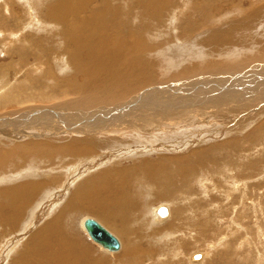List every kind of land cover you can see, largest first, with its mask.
<instances>
[{
	"label": "rangeland",
	"instance_id": "1",
	"mask_svg": "<svg viewBox=\"0 0 264 264\" xmlns=\"http://www.w3.org/2000/svg\"><path fill=\"white\" fill-rule=\"evenodd\" d=\"M60 1L19 0L17 4L14 2L7 6L13 1L0 0V29L3 27L6 33L13 30L20 34L13 42V38L5 36L3 40L0 36V131L6 127L14 133L7 138L0 137V148L4 147V154L9 160L5 161V167L0 168V201L4 200V190L10 188L29 185V189H39L36 196L22 198L28 203L21 222L18 220L15 226L14 223L8 226L0 222V264H20L23 246L27 242L35 245L41 241L40 237L33 238L35 233L52 222H56V233L64 240L57 229L54 206L62 205L68 198L61 208L69 212L60 221V230H65V239L75 246L73 253L79 255L81 250L99 264H264V95L259 96L261 102H256L253 107L233 118L229 116L232 106L227 105L223 108L225 114H220L217 122L207 126V130L197 126L201 123L199 115L187 114L184 117V113L191 111L190 107L196 103L189 102L186 106L179 103L181 109L177 113L183 116H175L178 122L172 123L173 127L172 124L165 127L153 124L154 131H161L159 134L138 135L124 127L96 134L100 156L87 155L82 164L74 167L70 164L69 154L64 150L54 151V147H64L72 141V133L68 131L71 127H65L64 121L69 118L67 121L70 125L86 126L89 122L79 117L88 114L97 120L102 115L105 120L111 111L115 112L136 96L93 108V104H81V98L79 100L67 90V83L70 85L78 81L81 84L87 80L85 73L79 70V65L86 64L99 78L103 77L105 70L103 66H95L94 59L87 52L78 53L82 61L78 54L75 55L76 58L69 62L73 70H65L64 67L69 65L63 64L62 58L73 55L68 54L65 48L71 47V40L76 33L68 27L56 29L49 24V29L39 31L36 26L29 25L43 22L42 13H47L49 7L57 8ZM87 1L89 9L95 8L101 18L97 24L96 38L91 41V45L101 49L100 57L107 58L106 43L118 38L128 50L139 47L142 62L151 66L148 73H151L154 83L144 86L140 93L148 94L154 88L157 91L165 87L170 90L177 83L190 81L198 83L194 92L200 94L204 88L208 91V79L213 77L217 93L226 94L229 89L225 88L239 85L238 82L232 83L231 78L236 81L241 73L246 74L257 67H260L257 71L264 72V53L254 58L245 57L252 56L260 48L252 43L253 40L264 37V0H166L170 9L157 20L159 13L156 11L160 7L156 0ZM6 8L10 10L9 14ZM227 31H230V35L225 34ZM211 43L212 46L208 47ZM205 47L209 52L203 55ZM222 49H225L224 53L219 52ZM217 61H220L217 68L220 66L222 69L211 67ZM182 72L184 74L181 76ZM260 79L264 80V77ZM181 89L186 90L183 87ZM214 95L220 98L219 94ZM189 96L191 94L182 97L183 101L190 99ZM244 99L242 97L240 100ZM154 104L164 111L168 108L162 99ZM173 104L176 105L177 101H173ZM147 106L141 105L143 108ZM195 107L194 111L201 112L200 107ZM158 111L151 113L157 115ZM7 118L10 122L4 123L3 119ZM92 120L88 126H91ZM239 120L245 123L240 128ZM44 123L50 129L48 133L42 131ZM20 128H25V131L21 129L23 132L20 133ZM62 128L67 131L57 134L56 130ZM84 128L75 132L82 136L80 133L85 132ZM25 143H31L30 146L33 144L34 147ZM40 143L47 145L46 150L39 147ZM16 144H20L17 145L19 148ZM217 154H220L221 160ZM176 157L186 158V167L197 168L191 180L180 181V177L173 173L167 179L162 176L160 180L152 181L143 161L164 165L167 174H170L177 168ZM52 160L55 162L51 163ZM242 160L248 165L247 172L243 177H234ZM53 164H58L60 170L52 172ZM222 165L231 167V171ZM72 167L78 171L74 173ZM25 168L28 172L35 170L34 174L40 173L37 176L26 174ZM123 168L125 172H130L120 178L116 171ZM83 175L85 178L75 193L90 191V187L93 189L94 186H90L89 182L111 186L125 181L129 176V185L126 184L125 190L113 186L124 198L121 208H115L113 202L108 201L109 205L104 204L105 214L82 211L80 199H76L71 192L72 183ZM107 179L111 180V185L105 182ZM160 184L165 189L159 190ZM56 186L58 193L54 192ZM51 190L54 198L50 196L38 208L37 204L45 195L51 194ZM94 190L100 193L107 189L97 187ZM160 207L168 212L165 218L157 214L158 221L152 222L149 220L150 214L145 217L147 211ZM169 216L172 217L170 221ZM86 217L100 222L120 238L123 247L119 253L104 251L102 245L90 238L82 227ZM119 223L125 229L117 228ZM126 248L136 251L127 256ZM82 264L87 262L83 261Z\"/></svg>",
	"mask_w": 264,
	"mask_h": 264
},
{
	"label": "bare ground",
	"instance_id": "2",
	"mask_svg": "<svg viewBox=\"0 0 264 264\" xmlns=\"http://www.w3.org/2000/svg\"><path fill=\"white\" fill-rule=\"evenodd\" d=\"M12 1L13 2H11V3H7V6H8V4L11 5L14 2H16V4H17V2L19 0H15V1L12 0ZM211 2H212V0H211ZM156 3H158L159 7H160V10L158 12L156 11V13H159V16H156V20H157V19H160L161 16L165 15V12H167L170 8H169L168 1L166 2V0H163L162 2L160 0H156ZM214 3L216 4V2H214ZM4 5H5V3H4ZM15 7H18V6H15ZM89 7H90V5H89L87 0H80V1L61 0L59 5L57 6V8L49 7L47 10V13H42V21L43 22H39V23L32 22L31 24H29L30 26H33V27L36 26L37 30H39V31L49 29V24H50L52 26H55L56 29L58 27H61L62 29L68 27L76 33V36H78V37L75 36L72 38L71 47L65 48L68 51L67 52L68 54L72 53L73 55L70 56V58L67 56H63V58H62L63 64L69 65V66L64 67L65 70H67V71L73 70V67L70 65L71 63L69 64V62L72 61L73 58H76L75 55H77L78 53H81V52H83V53L87 52L89 54V56L94 59L93 63L95 64V66H103L104 67V70H105L104 75L102 78H99L93 69L89 70L90 67L89 68H88V66L86 67V64L83 63V64L79 65L78 68H79V70H81L82 72L85 73V75H86L85 77H87V80L81 84H79L78 81H75L73 84H70V85L67 83V85H68V86H66L67 90L71 94L79 97V100L81 98V100H80L81 104L82 103L87 104L86 106H90L93 104L94 105L93 108H94L95 106H99V105L106 106V104L107 105L108 104L109 105L114 104L119 100L127 99L129 96H133V95L136 96V97H133L130 102H127L125 105L121 106L120 109L118 107L115 112L111 111L110 114L106 115L105 120H103L104 117H102V115L98 116L100 118V120H97L93 116H91L90 114H88V115L85 114L86 115L85 117H79V119H81V120L86 119V121L89 122V123H86V126H79V124L78 125H74V124L70 125L69 122L67 121L69 118H67L64 121L65 127H69V128L71 127V129L68 131H70L72 133L71 134L72 141H69L68 143H66L64 147H62V145H58L59 147H54V151L63 152V150H64L67 154H69L70 164H73L74 167L82 164L83 160H85L88 157L87 155H93V156L96 155L97 157L100 156V154L98 152L99 149L97 147V144L99 142L98 141L99 138L97 137L96 134H99V133L101 134V133H104L105 131L111 130V129L117 130L115 128H123V127L128 128L132 131H135V133H137L138 135L144 134V133L145 134L146 133L147 134H159V132H161V131H154L153 124H157L160 127H165L167 125H171L174 122L175 123L178 122V120L175 119V116H177V115L180 117L183 116V115H179L177 113V112H179V109H181L179 103L183 104V106H186L189 104V102H191V103L196 102L193 106L190 107L189 110H191V111H186L184 109L186 111L184 113V117H186L187 114L188 115L192 114V116L193 115H199L201 117V119H200L201 123L197 126L207 130V128H206L207 126L212 125L214 122H217V118L220 114H225V112L223 111L224 110L223 108L226 107L227 105L230 104L232 106L231 109L229 110V116H230V118H233L235 116L240 115L241 112L244 113V111L247 110L249 107H253L252 105H254L256 102H261L259 96L264 95V80H261L260 78L264 77V72L259 71V70L257 71V69L260 68V67H257V65H256L257 68H252L253 70H251L250 72H248L246 74L241 73L237 77V78H240V80L236 78V81H235V78H231L232 83L235 84L236 82H238L239 85L234 86L233 88H231V87L225 88V89H229V92L226 94L217 93V91L215 90L216 85H215V81H214L213 77H209V79H208L209 80L208 87H210L212 90L209 91L210 88H208V91H206L204 88L202 91L203 93L201 92L200 94L194 92V90L197 89V86H199L198 83L197 82L191 83L190 81H185L183 83H177V84L175 83L176 85L174 86V88H172L170 90H168L169 88L165 87L164 90H167V91H164V90H158L157 91V89L154 88L153 90H150L148 92V94H145V92L140 93L141 89L144 88V86L145 87L150 86L151 84L154 83V80H152L153 77L151 76V73L150 74L148 73V70H151V66L146 65L147 63L145 64L144 61L142 62L143 58H142V56H139V54H141L142 52L139 49V47H134V48H131L130 50H128L121 44V42L118 38H112L106 43V48L108 50L107 58L100 57L99 54L101 52V49L96 47V46L91 45V41H94L96 38V34L98 32V30L96 29L97 24L100 22L101 18L98 15L95 8L89 9ZM211 8H213V7H211ZM90 10H92V11H90ZM5 11L7 14L10 13V10L7 8ZM224 11H225V9H224ZM228 11H229V9H228ZM253 11H254V9H253ZM17 20L20 21V18H18ZM174 20H176V19H174ZM0 23L2 24V21H0ZM190 24H192V23H190ZM7 27H8V23L6 25V28ZM19 32H20V30H19ZM228 33H230V31L225 32L226 35H230ZM18 35H20V34L18 32L16 33L13 30L6 33L4 31L3 27H2V29H0V36L3 40H4L5 36H7L9 39L13 38V39H11V41L13 42L14 40L18 39ZM217 41H220V40H217ZM221 42H223V41H221ZM252 43H255L257 45V47L260 46V48H258L255 53L251 52L252 56L246 55L245 57L248 56V57L254 58L256 55H259L260 53H264V37H261V40H260V38L253 40ZM212 44L213 43H211L208 47L212 46ZM206 48L207 47H205L203 49H206ZM192 51H193V49H192ZM246 51H248V50H246ZM208 52H209L208 49H206V50H203L202 53H203V55H206V54H208ZM219 52L224 53L225 49H222ZM239 52H241V50ZM132 54H135L136 57H132L133 56ZM78 55H79L78 58L80 59V61H82L83 59L81 60V58H80L81 54H78ZM243 56H244V54H243ZM82 58H83V56H82ZM225 58H226V56H225ZM53 59H55V57H53ZM86 62H88V61H86ZM219 62L220 61H217V64H215L216 62H213L214 65L211 67H213V68L215 67L216 69H222V67H220V66L217 68V65H219ZM206 67L207 66H205V68ZM253 67H255V66H253ZM207 68H209V66ZM85 69H87V70H85ZM89 71H92V72H89ZM80 74H82V73H80ZM183 74H184V72H182L180 75L182 76ZM182 87L186 90L181 89ZM195 87H196V89H194ZM137 92H139L140 95H138ZM160 92H163V93L161 95H158ZM215 93L219 94L220 98L215 97L216 96V95H214ZM188 94H191V96H189L191 98L183 101L182 97H184ZM252 94H254V95L252 97H249V95H252ZM242 97H245L246 99L240 100V99H242ZM159 99H162L164 101V103L168 104V108L165 111H164V109L161 110L160 106L157 107V105L154 104ZM80 101H79V103H80ZM173 101H177V104L174 105ZM233 101H234V103H230ZM145 104H146V106L148 105L146 108L141 107V105H145ZM72 105H74V104H72ZM195 105L197 107L201 108V112L194 111V109L196 108ZM96 108H99V107H96ZM183 108H185V107H183ZM157 109L159 110L158 111L159 113L157 115H155L154 113H151V112H155V110H157ZM48 116H50V115H48ZM199 116H197V117H199ZM153 117L155 118L154 120H152ZM191 117H188V118L190 119ZM92 118H93V120H92L93 122H91L92 123L91 126H88V125H90V120ZM27 119H29V118H27ZM76 119H77V117H76ZM3 121H4V123L10 122L8 120V118L3 119ZM45 121H46V119H45ZM16 122H18V121H16ZM29 123H30V121H29ZM19 124H20V122H19ZM239 124H240L239 128L243 124L245 125L243 120L240 121ZM31 125H32V122H31ZM173 125L174 124H172L171 127H173ZM18 127H20V126H18ZM58 127H59V125H58ZM84 127H86V128H84ZM83 128L85 129V132L80 133V134H82V136H80L79 133L77 134L75 132V131H77V130L79 131ZM6 129L7 128L4 127V129H2V131H0V137L7 138L8 135L9 136L14 135V133H11L9 129H7V130ZM21 129L22 128H20V130H19L20 133L23 132V131H21ZM24 129L25 128H23L22 130H24ZM49 130L50 129H49L48 125L44 123V125L42 126V131L44 133H48ZM161 130L164 131V129H161ZM14 131H12V132H14ZM56 131H57V134H61L58 132L64 131V133H65L67 130L65 128H62V129L56 130ZM73 135H77L79 137H75V136L73 137ZM101 138H103V137H101ZM142 141L144 142V140H142ZM26 144H28V143H25V145ZM37 144H38V142H37ZM43 144L44 143H40L39 147L42 148V150H46L45 146H47V145L44 146ZM45 144H47V143L45 142ZM17 145H20V144H16V146ZM30 145H31V143L28 144V146H30ZM32 146L34 147L33 144H32ZM32 146H30V147H32ZM17 148H19V147L17 146ZM253 148H256V147H253ZM4 151H5L4 147L0 148V168L5 167L6 166L5 163L8 160V157L4 154L5 153ZM10 155H12V154H9V156ZM217 156L220 157V154H217ZM218 159L221 160V157ZM170 160H173V159H170ZM176 161H177V164H176L177 168L175 169V171H172L170 174H167V167L164 165L157 164L155 162H145V161H143V162L145 163L144 164L145 169L147 168V172L152 177V181L160 180L159 178L160 177L162 178V176H164L165 179H167L173 173L175 176L180 177V178H178V180H180V181L191 180V177L194 175L195 172H197V171H195V170H197V168H194V166L192 168L186 167L184 164V162L186 161V158H177L176 157ZM54 162L55 161H53V160L51 161V163H54ZM226 162H225V164H226ZM223 164H224V162H223ZM228 166H232V165L228 164ZM228 166L224 165L223 168L231 171V167H228ZM18 167L20 168L19 165H18ZM74 167H72V169ZM247 168H248L247 163L245 162V160H242L239 162L238 172L235 171V174L233 172L232 173L234 174V177H236V176L243 177L245 175V173L247 172ZM76 169L77 168L73 169L74 173H76L78 171V169L77 170ZM59 170H60V168H59L58 164L52 165V172L53 171L56 172ZM125 170L126 169L123 168V169H120V171H116V175L119 176L120 178H122V176H124V175L127 176L130 171L127 170L125 172ZM249 170L250 169H248V171ZM24 171L26 172V174L32 173L34 176H37L40 173V172H38L37 174H34L35 170L28 172L27 168H25ZM61 171H63V170H61ZM0 175H1V172H0ZM84 175L80 176L79 179H77L76 181H74L72 183V187H73L72 190L73 191L71 192V194H73L76 199H80L79 207L82 209V211L86 210V211H90L93 213H99L100 215L103 213L105 214L106 207L104 204L107 203L109 205L108 201H112L113 206L115 208L122 206L124 198H123L122 194L119 193L118 190L113 186L116 185L117 188L119 187L118 188L119 190H125L126 184L129 181V179H128L129 176L127 177V179L125 181L121 180L119 182H116L117 184H114V185H111V183H112L111 180L107 179L105 182L110 184L111 186H103L102 184H100V183L98 184L97 182H93V183L89 182L88 184H90V186L91 185L94 186L93 189L90 187V189H89L90 191L80 190L77 193H75L76 190H78L79 187H81V183L85 178ZM8 178H10V177H8ZM18 179H20V178H18ZM15 180H17V179L15 178ZM156 182H158V181H156ZM127 185H129V184H127ZM162 185L163 184H160L159 186L157 185L159 190L165 189V187ZM155 186H153V187H155ZM52 187H53V185H52ZM61 187H63V185ZM97 187L98 188H104L107 190H103V192L96 193V190H94V189H96ZM176 188H179V187H176ZM64 189H65V187H64ZM154 189H156V188H154ZM57 190H58V186L55 187L54 192H56ZM4 191H5L4 200L2 199L0 201V222L1 223L2 222L7 223L8 226L11 225L12 223H14V226H15L17 224L18 220H20V222H21V220H22L21 216L25 213L24 208L28 203V200H27V202H25V200L24 199L22 200V198H27L30 196H36L38 194L39 189H38V187H32L31 189H29V185H20L18 187L10 188V189L4 190ZM4 191H2V193ZM54 192L51 190L50 191L51 194H49L48 196L45 195L44 199L37 204L38 208L41 207L43 204H45V201L46 200L48 201L50 196L53 197ZM57 193H58V191H57ZM68 200H69V198L66 201L64 200L65 202L62 205L60 204V205L54 206V212L56 215L55 218L57 219V229H58L60 235L64 238V240L56 233V222H52L51 224L45 226L43 229H40L39 231H37L35 233L33 238L40 237L41 241L35 243V245H32L31 242H27L23 246L24 251H23V253H21V256H20V264H82L83 261L87 262V264H99L98 261L90 258L86 253H83V251L81 252L80 249H79L80 250L79 255L77 253H73V251L75 250V246L73 244L69 243L65 239V237H64L65 230L63 229L64 232H62L60 230V225H61L60 221H62L64 214H67L69 212V211H67L65 209H61V208H63L62 206H64L68 202ZM175 204L177 205L178 203L175 202ZM160 209H161V207L156 209V210H152V211H150V210L147 211L145 209L147 211V214L145 217L149 216V214H150L149 217H151V219H149V220H151L152 222H153V220H154V222L158 221L159 217H157V214H160V212H159ZM26 210H28V209H26ZM171 210H173V209H171ZM165 211H166V214H168L166 209H165ZM166 214L165 215L160 214L159 216L161 218H165L167 216ZM24 215H26V214H24ZM108 215L110 217H113L112 214H108ZM169 215L171 216V214H169ZM33 217L34 216H32L31 222L33 220ZM171 218L172 217H170V219H168V221H170ZM88 219H92V218L86 217L82 221V227H83L85 232H87V230L85 228V222ZM121 221L122 220L120 218L119 222H121ZM98 223H100V222H98ZM182 224H185V221H182ZM100 225L103 226V224H100ZM24 227H26V226H24ZM122 227H124V226H122L121 223H119L117 226V228L125 229ZM13 229H15V227ZM116 238H118V236ZM145 238H146V236H145ZM118 240L120 242L119 250L110 251V250L105 248L104 251L111 253V254L119 253L123 247V244H122V241L120 240V238H118ZM126 250H127V253H126L127 256H130L131 253H134L136 251V249H133V251H132V249H127V248H126ZM142 252H144V251H142Z\"/></svg>",
	"mask_w": 264,
	"mask_h": 264
},
{
	"label": "water",
	"instance_id": "3",
	"mask_svg": "<svg viewBox=\"0 0 264 264\" xmlns=\"http://www.w3.org/2000/svg\"><path fill=\"white\" fill-rule=\"evenodd\" d=\"M159 212L161 215L166 214L164 208H161ZM85 228L88 232V235L94 242L102 245L104 248L110 251L119 250V240L102 225H100L97 221L93 219L86 220Z\"/></svg>",
	"mask_w": 264,
	"mask_h": 264
}]
</instances>
